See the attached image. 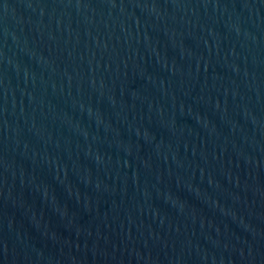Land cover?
<instances>
[{
    "label": "water",
    "instance_id": "obj_1",
    "mask_svg": "<svg viewBox=\"0 0 264 264\" xmlns=\"http://www.w3.org/2000/svg\"><path fill=\"white\" fill-rule=\"evenodd\" d=\"M0 264H264V0H0Z\"/></svg>",
    "mask_w": 264,
    "mask_h": 264
}]
</instances>
